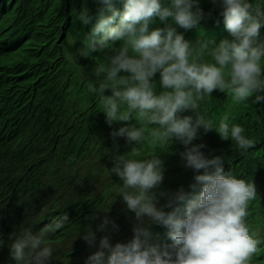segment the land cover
Wrapping results in <instances>:
<instances>
[{
  "label": "clouds",
  "instance_id": "obj_1",
  "mask_svg": "<svg viewBox=\"0 0 264 264\" xmlns=\"http://www.w3.org/2000/svg\"><path fill=\"white\" fill-rule=\"evenodd\" d=\"M116 2L96 0L101 7L77 51L93 61L101 58L93 63L95 79L87 82V91L98 98L109 127L124 124L110 135L114 142L124 138L131 150L116 155L109 172L122 181L118 197L134 213L135 223L130 240L113 244L119 227L109 218L110 209L100 210L103 216L94 213L91 219L100 221L95 230L87 226L78 236L96 249L85 264H251L261 243L247 223L250 204L258 198L256 185L251 178L226 172L223 155L209 157L202 151L206 145L193 141L202 129L231 140L237 150L253 147L243 126L230 124L227 114L214 124L201 105L217 90L236 105L253 96L252 104L264 102V5L211 0L221 9L228 34L217 43L202 33L195 41L184 37L211 15L199 0H170L167 5L162 0H123L122 11ZM75 17L83 25L93 20L86 7ZM156 18L163 28L151 27ZM173 141L183 145L182 166L194 174L187 190L161 188L167 171L161 157ZM145 146L155 150L143 156ZM68 221L64 214L39 231L27 226L11 233L10 261L52 264L48 241ZM153 225L166 229L170 243L153 233ZM97 232L104 233L98 241ZM4 243L0 238V247Z\"/></svg>",
  "mask_w": 264,
  "mask_h": 264
},
{
  "label": "trees",
  "instance_id": "obj_2",
  "mask_svg": "<svg viewBox=\"0 0 264 264\" xmlns=\"http://www.w3.org/2000/svg\"><path fill=\"white\" fill-rule=\"evenodd\" d=\"M199 2L205 13L211 12L199 27L226 32L221 9L211 0ZM249 2L264 5V0ZM115 6L122 11L123 0ZM84 7L93 17L88 25L75 17ZM100 7L96 0H0V238L5 242L0 264H13L8 248L11 233L27 226L39 231L64 214L69 221L48 241L52 264H85L96 249L78 236L87 226L95 230L100 221L91 217L103 216L100 210L109 208V218L119 227L112 234L113 244L132 238L134 213L118 197L122 181L109 172L113 158L129 152L131 146L124 138L113 141L110 133L124 124H106L98 98L87 91L85 76H94L78 68L83 57L77 50ZM162 26L159 21L157 27ZM194 30L183 33L186 40ZM260 33L264 37V27ZM155 79L159 82V74ZM211 95L201 105L207 118L218 124L229 115L230 124L243 126L254 145L246 152L237 150L231 140L202 129L193 143L206 145L202 151L209 157L223 155L226 172L254 181L258 198L250 204L247 223L261 243L251 264H264V102L252 104L253 96L236 105L226 93L217 90ZM93 111L98 114L90 115ZM93 141L100 143L97 149ZM154 150L145 146L142 155ZM183 150L173 141L169 153L162 155L167 169L162 189L187 190L193 182L192 170L185 169L179 157ZM102 159H106V181L98 171ZM151 230L170 243L166 229L153 225ZM96 235L98 241L104 233Z\"/></svg>",
  "mask_w": 264,
  "mask_h": 264
},
{
  "label": "rangeland",
  "instance_id": "obj_3",
  "mask_svg": "<svg viewBox=\"0 0 264 264\" xmlns=\"http://www.w3.org/2000/svg\"><path fill=\"white\" fill-rule=\"evenodd\" d=\"M162 3H164L165 5H167V3L165 1L162 0ZM169 3V2H168ZM159 24L158 20H155V22L152 24V28H156L157 25ZM164 26H162L161 28H163ZM79 29V27L77 28ZM91 30V29H90ZM80 33V32H79ZM201 33L203 34V38L204 39H208V40H215L217 43L227 37V33L224 32L223 30H219V31H208L204 26L199 27L198 29H195L190 37H189V41H195L198 38H201ZM192 38V39H191ZM79 37H76V40L78 41ZM191 39V40H190ZM70 44V43H68ZM74 54H72L71 57H73ZM94 56L98 55V54H93ZM102 62L101 58H95V60L93 61V59L91 58H82L80 65L78 66L79 71H89L92 73V67H93V63H99ZM106 62V61H104ZM86 77V81L88 82L89 80H94L95 78H89V76H85ZM157 87H159V84L157 82ZM106 94V93H105ZM89 113V112H88ZM90 115H97L98 113L96 111H93L91 113H89ZM126 141V140H125ZM99 142L93 141V146L94 149H97L99 146ZM101 149L102 151H104V146L101 144ZM98 171L100 172V174L102 175V177L104 178V180L106 181V159H102V162L100 163V165L98 166Z\"/></svg>",
  "mask_w": 264,
  "mask_h": 264
}]
</instances>
